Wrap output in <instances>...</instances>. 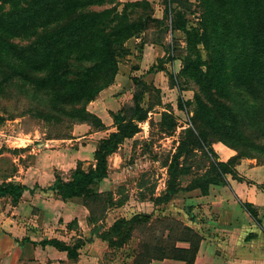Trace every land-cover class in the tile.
Instances as JSON below:
<instances>
[{
	"label": "trees",
	"instance_id": "16d2710c",
	"mask_svg": "<svg viewBox=\"0 0 264 264\" xmlns=\"http://www.w3.org/2000/svg\"><path fill=\"white\" fill-rule=\"evenodd\" d=\"M161 3L163 16L157 19L145 0H0V95L10 91L24 94L29 97L34 116L45 121L86 123L98 131L105 126L86 106L113 83L119 58L129 54L125 42L139 37L152 23L163 25V35L181 34L184 45L171 38V43L164 46L166 57L162 62L180 61L177 73L169 74V79L172 85L180 79L194 87L191 99L183 100L181 94L177 97V107H191V114L187 112L188 126L163 161L166 184L162 194L151 198L154 203L184 191L207 195L209 186L227 184V176L248 182L236 170L239 161L254 158L264 163V0ZM188 14L194 15L193 23L189 24ZM157 69L164 66L159 64ZM133 81L139 88L132 93V105L109 112L114 130L97 140L93 165L83 168L78 163L67 178L55 172L46 190L62 201L78 199L84 203L100 196L96 187L108 177V156L137 134L139 123L148 118L150 106L144 107L141 100L153 86L140 78L133 77ZM177 88L181 93L182 88ZM170 115L161 112L160 122L171 131L175 124ZM216 142L235 154L219 160L212 148ZM202 166L206 168L200 173ZM191 172L192 179L181 186L179 176ZM24 190L33 189L16 182L0 183V197L9 198L13 204ZM122 202H113L111 192L106 193V207ZM240 204L264 234V206ZM191 208L187 205L184 212L193 222L196 218ZM89 214L94 224L90 236L110 248L127 242L135 226L149 217H120L101 230L95 224L100 218L92 217L91 209ZM202 239L198 230L181 220L163 218V244L154 251L152 248V254L139 252L133 263L170 259L193 264ZM38 244L63 251L70 259L77 258L81 245L56 238H44Z\"/></svg>",
	"mask_w": 264,
	"mask_h": 264
},
{
	"label": "rangeland",
	"instance_id": "374dc122",
	"mask_svg": "<svg viewBox=\"0 0 264 264\" xmlns=\"http://www.w3.org/2000/svg\"><path fill=\"white\" fill-rule=\"evenodd\" d=\"M191 1L194 3V0ZM150 6L152 15L162 18L163 5L161 0L157 6L152 4ZM94 9H101V7H95ZM187 19L189 24L193 23L194 15L188 14ZM150 28L157 29L158 25L152 23ZM157 32V37L166 40L167 44H170L171 38H173L179 46L184 45L179 32H174L172 35L169 33L163 35V25L157 29ZM125 46L129 49V54L119 58L118 71L113 83L102 90L105 98L93 100L94 103L97 102L98 108H101L98 116L102 123L104 122L105 128L99 130V133L95 135L92 134L91 139L88 137V132L98 130L86 123H80L84 125L80 129H76L75 135H72L74 125L79 124L45 121L34 116L30 112L33 107L29 103V97L24 94L10 91L11 93L8 95H0V116L4 118L0 121V166L4 167L8 165L7 162L10 158H7V154L13 152V147L22 146L25 142H29L28 140L33 141V146L37 143L43 144L46 140L51 139L57 140V145L65 146L64 142L66 141L62 142L61 140L79 138L76 142L73 140L68 141V145L72 144V146L77 147L79 144L84 145L87 140L96 141V137L106 136L114 130L109 112H115L122 107L128 108L132 105V93L139 88L133 81V77L140 78L153 86V89L145 91L141 100L144 107L150 106L148 118L140 123L137 134L124 141L107 158L108 177L104 181L106 185L102 183L96 187L97 190H101L100 196L96 200L88 198L84 203L78 199L71 201L77 203V205L79 204L80 207L83 205L88 210V214L89 209H91L92 217L100 218L97 220L96 226L101 230L110 226L115 219L120 217L128 219L136 214H148L149 217L146 221H142L135 226L131 238L127 242L114 248L108 247L106 243L97 238V240L94 239L95 243L87 245L85 242L86 236L89 235L91 224H93L90 214L81 217L78 211L75 213L74 218L66 219L65 223L60 220L58 228L53 230L57 232V238L59 237L60 240H65L69 244L81 243L80 252L78 253L80 262H76V264H134L133 260L139 252L148 254L151 253L152 248H154V251L158 244H163V218H175L183 220L184 223L187 222L188 217L184 212V208L187 206V203L184 202L185 197L192 198L197 194V191H184L174 194L168 200L159 203H154L151 200V198H156L163 193L167 179L166 167L163 166V161L172 154L178 143L180 132L188 126V113L191 114V107L183 110L179 109L177 107V97L181 94L183 100L191 99L194 87L184 85L180 79H177L178 84L173 83L172 85L169 74L177 73L178 69L176 68L171 67L168 69L164 67V73H159L157 65H163L162 61L165 57L161 60L157 58L143 60L142 41L140 39L135 42L131 38L125 42ZM141 65L144 69L140 68ZM150 68L153 69L148 72ZM176 85L182 88L181 93H179ZM157 101L159 104H152ZM86 108L88 111H97L93 103H88ZM161 112L171 114V121L175 124L173 130L170 131L166 128V124L163 125L160 122ZM48 144L51 143L48 142ZM232 152L235 154L233 150ZM198 155L197 153L193 159H196ZM35 159L36 156L28 155L24 160L34 163ZM243 159H250L254 165L264 164L257 163L254 158ZM85 162L90 161L85 160ZM78 163L82 165L83 162L78 161ZM12 165L14 166V164ZM89 165L90 163H84L82 167L87 168ZM205 168L202 166L198 171L202 173ZM70 170L65 173L60 170L59 173L61 177L67 178ZM192 171H196L195 166L192 167ZM55 172L58 171L55 170ZM193 172L179 176L181 186L184 187L188 184L193 177ZM258 187L264 190V185ZM107 192H111L113 202L122 199L123 202L120 205L106 207L104 203ZM49 231L51 232V230ZM44 236L46 237V235Z\"/></svg>",
	"mask_w": 264,
	"mask_h": 264
},
{
	"label": "crops",
	"instance_id": "0c3cea01",
	"mask_svg": "<svg viewBox=\"0 0 264 264\" xmlns=\"http://www.w3.org/2000/svg\"><path fill=\"white\" fill-rule=\"evenodd\" d=\"M118 1L124 3L141 0ZM145 1L157 6L160 0ZM155 18L160 19V17ZM157 29L149 28L139 37L133 38L135 42L139 39L142 41L143 60L155 58L161 60L166 57L164 45L167 43L166 40L157 37ZM163 65L168 69L171 67L179 69L180 61H167ZM140 68L144 69L142 65ZM159 73L164 72L160 70ZM102 93L103 91L96 99H104L105 96ZM90 103L97 108L96 112L89 109L90 112L98 116L101 108H98L97 102ZM82 125L84 124L74 125L72 135H75L76 129H80ZM88 133L91 139V135L99 131ZM99 138L96 137V141ZM71 140L76 142L79 138L61 140L66 141L65 146L57 145V140L52 139L33 146V141L28 140L29 142H25L22 146L13 147V152L7 154V158H10L8 165L0 166V183L16 182L33 189L32 192L24 190L14 204L9 198L0 197V264H76L80 262L79 255L76 259H70L63 251L38 244L44 238L56 237L60 240L59 237L57 238V232L53 231L60 225V220L65 223L66 219L74 218L78 211L81 217L89 215L82 204L80 207L75 202L62 201L52 191L46 190L54 180L55 170L58 172L62 170L65 173L73 169L78 161L83 162L82 165L84 163L93 165V151L97 142L87 140L84 145L79 144L75 147L72 144L68 145V141L71 142ZM212 147L219 160L225 161L233 155L231 149L219 142L214 143ZM28 155L36 156L34 163L24 160ZM236 170L248 182L237 181L227 176V184L209 186L207 195L196 194L192 198L189 196L185 198V202L192 207V213L196 218V221L187 220L185 224L198 230L203 237L193 264H262L264 262V234L240 204V202H250L257 206L264 205V190L258 187L264 185V164L254 165L250 159H241ZM104 181L106 178L102 179L98 185L102 183L106 185ZM98 191L101 192V190ZM93 225L91 224V228ZM86 237L87 245L95 243L96 237L92 238L90 232ZM23 238L28 240H22ZM149 264L184 263L163 259L152 260Z\"/></svg>",
	"mask_w": 264,
	"mask_h": 264
},
{
	"label": "built area",
	"instance_id": "2783aa9c",
	"mask_svg": "<svg viewBox=\"0 0 264 264\" xmlns=\"http://www.w3.org/2000/svg\"><path fill=\"white\" fill-rule=\"evenodd\" d=\"M142 123V122H141ZM139 125H140V123H139Z\"/></svg>",
	"mask_w": 264,
	"mask_h": 264
}]
</instances>
